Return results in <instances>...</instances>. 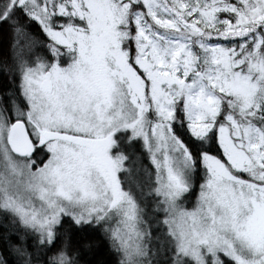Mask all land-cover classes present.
I'll return each instance as SVG.
<instances>
[{
  "label": "snow or ice",
  "instance_id": "6c2138e0",
  "mask_svg": "<svg viewBox=\"0 0 264 264\" xmlns=\"http://www.w3.org/2000/svg\"><path fill=\"white\" fill-rule=\"evenodd\" d=\"M0 34V264H264V0H0Z\"/></svg>",
  "mask_w": 264,
  "mask_h": 264
},
{
  "label": "trees",
  "instance_id": "16d2710c",
  "mask_svg": "<svg viewBox=\"0 0 264 264\" xmlns=\"http://www.w3.org/2000/svg\"><path fill=\"white\" fill-rule=\"evenodd\" d=\"M29 31L37 36L41 40L44 39L42 35H40L39 30L32 26ZM12 81L18 85L19 80L17 77L12 75L11 73L5 75L2 71H0V103L7 105L9 101V97L4 95L6 91L11 90L13 93L18 94V88L14 87ZM198 190V189H197ZM195 195L190 197L187 206L191 207L194 203ZM4 233H18L15 232V225L12 223V219L10 216H6L3 213H0V234ZM13 243L17 242V236L15 234L10 235L9 237ZM92 239H100L99 233L92 234ZM32 243L31 238L28 239V244L30 246ZM5 244L2 240H0V254H5ZM6 255V254H5ZM7 258V256H6ZM86 259L90 260L92 264H96L97 261L103 260L105 264H112V258L106 252V246L101 244L98 249L93 250V252L89 253L86 256Z\"/></svg>",
  "mask_w": 264,
  "mask_h": 264
},
{
  "label": "rangeland",
  "instance_id": "374dc122",
  "mask_svg": "<svg viewBox=\"0 0 264 264\" xmlns=\"http://www.w3.org/2000/svg\"><path fill=\"white\" fill-rule=\"evenodd\" d=\"M27 51V50H26ZM37 51H40L42 52L41 49H38ZM9 55V50H8V38L6 35H3V34H0V60H2L4 57L8 56ZM137 150L139 151V148L137 146ZM142 164L144 165H148L149 164V161L147 160V158H144L142 160ZM129 179V182L135 186L137 182H140L144 179V176L142 173L140 172H137L136 168L133 167L132 169V172H131V175L128 177ZM194 203H195V199H194ZM193 203V205H194ZM192 205V206H193ZM191 206V207H192ZM189 207V208H191ZM18 232L20 234H22V230L19 228L18 225H15V232ZM17 236V235H16ZM30 246H31V243H30ZM29 246V250L31 251V247Z\"/></svg>",
  "mask_w": 264,
  "mask_h": 264
}]
</instances>
